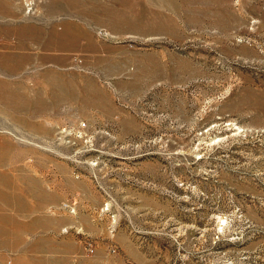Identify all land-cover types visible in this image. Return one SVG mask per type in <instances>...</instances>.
<instances>
[{"label":"rangeland","instance_id":"374dc122","mask_svg":"<svg viewBox=\"0 0 264 264\" xmlns=\"http://www.w3.org/2000/svg\"><path fill=\"white\" fill-rule=\"evenodd\" d=\"M0 264H264V0H0Z\"/></svg>","mask_w":264,"mask_h":264},{"label":"crops","instance_id":"0c3cea01","mask_svg":"<svg viewBox=\"0 0 264 264\" xmlns=\"http://www.w3.org/2000/svg\"><path fill=\"white\" fill-rule=\"evenodd\" d=\"M29 234H31V233H29Z\"/></svg>","mask_w":264,"mask_h":264}]
</instances>
